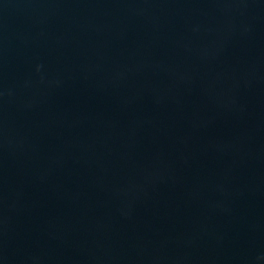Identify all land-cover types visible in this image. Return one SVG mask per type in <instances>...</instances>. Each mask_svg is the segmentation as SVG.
I'll return each instance as SVG.
<instances>
[{
	"label": "water",
	"instance_id": "obj_1",
	"mask_svg": "<svg viewBox=\"0 0 264 264\" xmlns=\"http://www.w3.org/2000/svg\"><path fill=\"white\" fill-rule=\"evenodd\" d=\"M0 264H264V0H0Z\"/></svg>",
	"mask_w": 264,
	"mask_h": 264
}]
</instances>
